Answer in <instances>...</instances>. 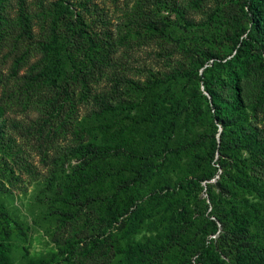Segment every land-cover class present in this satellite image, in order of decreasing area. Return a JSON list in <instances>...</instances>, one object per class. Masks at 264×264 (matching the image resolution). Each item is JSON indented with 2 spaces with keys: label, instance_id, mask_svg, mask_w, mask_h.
<instances>
[{
  "label": "rangeland",
  "instance_id": "obj_1",
  "mask_svg": "<svg viewBox=\"0 0 264 264\" xmlns=\"http://www.w3.org/2000/svg\"><path fill=\"white\" fill-rule=\"evenodd\" d=\"M242 1L0 0V242L12 264H26L24 254L47 264H140L117 249L162 244L178 222L185 248L175 244L152 264H185L187 241L217 238L198 232L200 212L224 229L215 200L248 211L264 244L261 73L243 80L245 132L231 133L249 145L237 161L219 150L210 159L222 128L198 67L209 52L234 53L232 38L250 25ZM160 23L164 32L147 29ZM53 35L57 56L46 51ZM186 181L202 186L196 196Z\"/></svg>",
  "mask_w": 264,
  "mask_h": 264
},
{
  "label": "trees",
  "instance_id": "obj_2",
  "mask_svg": "<svg viewBox=\"0 0 264 264\" xmlns=\"http://www.w3.org/2000/svg\"><path fill=\"white\" fill-rule=\"evenodd\" d=\"M242 3V10L249 17L250 25L248 28L241 29L240 33L232 38V52L234 53L228 58H218L216 54L209 52L198 65V67L202 68L199 77L207 95H204V98H206L213 110L212 124L214 121L219 122L222 128L218 138L214 135L211 137L208 153L210 159L219 150L221 153L223 151L222 156H228L233 158L234 161H237L239 160L237 156L238 147L242 144L247 145V143H244L246 141L241 142L240 137H233L231 133L243 131L238 125L243 121V115L241 114H243L244 108L246 107V103L242 97V82L244 79L249 78L252 72L261 73L262 82L259 92L260 101H264V0H243ZM52 29L55 30L54 27ZM147 29L164 32L166 24H150L147 26ZM78 30L81 35L87 36L89 46L94 47V41L88 37L87 31L81 28ZM244 32L246 33L242 36ZM52 39V43L46 46V51L52 52L57 56L59 53L58 37L53 35ZM208 58L212 59L210 63H208ZM47 69L52 71V67L50 66ZM221 69L225 72L223 78H220L216 74V71ZM220 90H223L227 94L226 97H222ZM198 92L201 94L200 90ZM1 114L2 110L0 108V116ZM221 166H224L223 161H221ZM89 168L88 166L87 169ZM215 174L213 170L207 173L202 179L208 181ZM97 175V172L94 173V176ZM233 181L235 184L245 187L251 184L250 182H242L238 178H234ZM79 185L80 181H77L76 187ZM184 185H186L187 192L190 194L194 193V196L202 189V186L197 182L186 181L181 186L184 187ZM214 203V211L218 210L220 214L216 215L218 218L216 220L223 225L224 229L219 231L216 221L207 216L205 211L200 212L199 219H197L199 222L198 232H203L205 234L204 236L218 232L217 238L214 240L209 239V242L207 240H201V242L199 240L196 241L195 239L197 237L187 241V243H193L194 248L186 250L185 252L188 253L192 249L194 250L188 256L185 264L220 263L223 262L224 256L229 258L230 261L228 264H264V244L260 243L248 228V224L250 223L248 211H239L235 205L225 207L217 200ZM132 206L136 207V202L132 203L128 208L130 210L134 209L131 208ZM193 222L194 220L190 224H193ZM185 231L186 225H184V222H178L171 229V232L162 244L132 243L127 241L125 246L117 249V251L123 255L125 260L133 263H156L159 262V258L165 252H169L171 246L179 243L178 252L185 248V245L181 244L184 243L182 239ZM193 236H195V233ZM97 242L94 238L93 243L96 244ZM149 256L151 260L144 261V258ZM24 259L26 260V264H47V261L33 259L25 254ZM0 264H12L9 247L3 242H0Z\"/></svg>",
  "mask_w": 264,
  "mask_h": 264
}]
</instances>
